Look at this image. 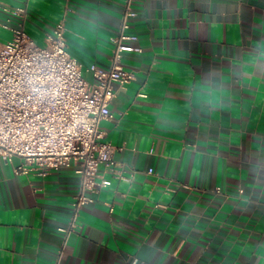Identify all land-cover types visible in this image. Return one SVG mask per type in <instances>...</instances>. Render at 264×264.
I'll list each match as a JSON object with an SVG mask.
<instances>
[{"label": "crops", "instance_id": "obj_1", "mask_svg": "<svg viewBox=\"0 0 264 264\" xmlns=\"http://www.w3.org/2000/svg\"><path fill=\"white\" fill-rule=\"evenodd\" d=\"M123 2L0 0V40L21 21L44 46L63 21L92 81ZM132 2L142 53L123 56L134 80L99 125L121 178L99 167L111 184L66 237L74 169L40 178L0 159V264H56L62 249L58 264H264V0Z\"/></svg>", "mask_w": 264, "mask_h": 264}, {"label": "built area", "instance_id": "obj_2", "mask_svg": "<svg viewBox=\"0 0 264 264\" xmlns=\"http://www.w3.org/2000/svg\"><path fill=\"white\" fill-rule=\"evenodd\" d=\"M132 1L124 0L117 32L110 38L109 68L90 65L85 70L92 81L67 52L63 21L46 36L43 47L25 33L21 21L12 29L3 26L11 37L0 42V159L8 164L17 158L15 174L40 178L62 168L74 169L78 192L71 201L67 228L62 230L66 237L76 231L81 209L93 205V196L111 184L99 174V167L121 178L114 170L115 147L101 142L99 125L112 118L114 86L124 89L134 80L122 65L123 56L142 53L137 35L130 32L136 17ZM13 14L23 18L24 7Z\"/></svg>", "mask_w": 264, "mask_h": 264}, {"label": "rangeland", "instance_id": "obj_3", "mask_svg": "<svg viewBox=\"0 0 264 264\" xmlns=\"http://www.w3.org/2000/svg\"><path fill=\"white\" fill-rule=\"evenodd\" d=\"M1 43H3V41L0 40ZM39 46V45H38ZM41 47H43V44L40 45Z\"/></svg>", "mask_w": 264, "mask_h": 264}]
</instances>
